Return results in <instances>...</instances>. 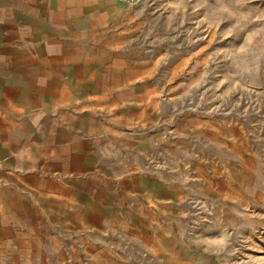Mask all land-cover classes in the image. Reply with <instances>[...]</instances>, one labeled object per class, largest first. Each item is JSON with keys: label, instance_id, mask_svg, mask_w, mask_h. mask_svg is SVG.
I'll list each match as a JSON object with an SVG mask.
<instances>
[{"label": "crops", "instance_id": "obj_1", "mask_svg": "<svg viewBox=\"0 0 264 264\" xmlns=\"http://www.w3.org/2000/svg\"><path fill=\"white\" fill-rule=\"evenodd\" d=\"M137 18L123 0H0V247L56 264H216L215 215L251 155L230 119L188 107L222 52Z\"/></svg>", "mask_w": 264, "mask_h": 264}, {"label": "rangeland", "instance_id": "obj_2", "mask_svg": "<svg viewBox=\"0 0 264 264\" xmlns=\"http://www.w3.org/2000/svg\"><path fill=\"white\" fill-rule=\"evenodd\" d=\"M133 4L137 5L140 32L167 26L174 31L170 33L174 39L189 35L191 43L205 40L210 58L213 52H222L205 69L204 84L195 90L188 107L192 113L199 104L204 105L207 118L230 119L238 129L239 146L251 155L244 156L247 167L242 168L247 173L239 177L237 197H222V213L215 215L223 226L216 264H264V0H135ZM185 15L194 20L181 23L180 18H167ZM198 19L205 20V25L197 28ZM175 24L178 27L170 28ZM204 29L206 36L197 37L196 31ZM211 29H216V33L212 30L215 36L208 37ZM213 40L216 45L208 44ZM248 47L251 52L242 55ZM228 49L241 56L240 68L228 66L232 57ZM208 216L206 213L205 221ZM23 249L20 245L9 250L0 247V264H56L39 260L50 255H28Z\"/></svg>", "mask_w": 264, "mask_h": 264}, {"label": "built area", "instance_id": "obj_3", "mask_svg": "<svg viewBox=\"0 0 264 264\" xmlns=\"http://www.w3.org/2000/svg\"><path fill=\"white\" fill-rule=\"evenodd\" d=\"M123 1L127 4H133L135 2V0H123Z\"/></svg>", "mask_w": 264, "mask_h": 264}, {"label": "bare ground", "instance_id": "obj_4", "mask_svg": "<svg viewBox=\"0 0 264 264\" xmlns=\"http://www.w3.org/2000/svg\"><path fill=\"white\" fill-rule=\"evenodd\" d=\"M198 24H200V22Z\"/></svg>", "mask_w": 264, "mask_h": 264}]
</instances>
